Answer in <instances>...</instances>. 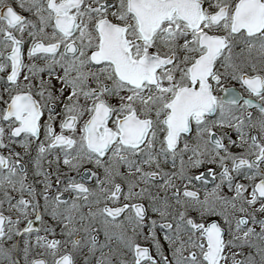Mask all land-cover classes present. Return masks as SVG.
<instances>
[{"label": "snow or ice", "instance_id": "6c2138e0", "mask_svg": "<svg viewBox=\"0 0 264 264\" xmlns=\"http://www.w3.org/2000/svg\"><path fill=\"white\" fill-rule=\"evenodd\" d=\"M0 264H264V0H0Z\"/></svg>", "mask_w": 264, "mask_h": 264}]
</instances>
